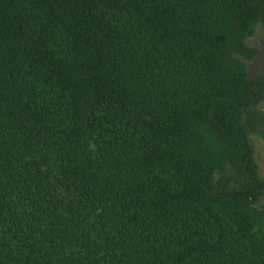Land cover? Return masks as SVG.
<instances>
[{
	"label": "trees",
	"instance_id": "trees-1",
	"mask_svg": "<svg viewBox=\"0 0 264 264\" xmlns=\"http://www.w3.org/2000/svg\"><path fill=\"white\" fill-rule=\"evenodd\" d=\"M259 27L264 0H0V264H264Z\"/></svg>",
	"mask_w": 264,
	"mask_h": 264
},
{
	"label": "rangeland",
	"instance_id": "rangeland-1",
	"mask_svg": "<svg viewBox=\"0 0 264 264\" xmlns=\"http://www.w3.org/2000/svg\"><path fill=\"white\" fill-rule=\"evenodd\" d=\"M249 45L259 50L262 49L264 45V30L262 27H259L256 35L250 40ZM258 63V58L252 61L254 66L258 65ZM261 109L264 111V106ZM252 144L255 149V160L258 164L259 174L264 178V138L259 134H254L252 136Z\"/></svg>",
	"mask_w": 264,
	"mask_h": 264
}]
</instances>
